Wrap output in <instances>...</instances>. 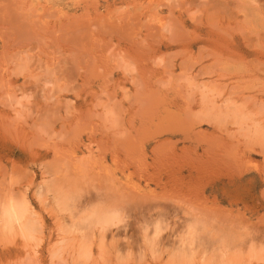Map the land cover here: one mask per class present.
<instances>
[{
  "label": "rangeland",
  "instance_id": "rangeland-1",
  "mask_svg": "<svg viewBox=\"0 0 264 264\" xmlns=\"http://www.w3.org/2000/svg\"><path fill=\"white\" fill-rule=\"evenodd\" d=\"M0 264H264V0H0Z\"/></svg>",
  "mask_w": 264,
  "mask_h": 264
},
{
  "label": "bare ground",
  "instance_id": "bare-ground-1",
  "mask_svg": "<svg viewBox=\"0 0 264 264\" xmlns=\"http://www.w3.org/2000/svg\"><path fill=\"white\" fill-rule=\"evenodd\" d=\"M12 207H13V205H12ZM8 209H10V208H8ZM8 209L6 212H4V215H3V222L7 226L12 227L13 225L19 224L22 221H24V218L25 219L27 218V217H25L26 211L23 210L22 208L16 209V207H15V208H11L10 210H8Z\"/></svg>",
  "mask_w": 264,
  "mask_h": 264
}]
</instances>
